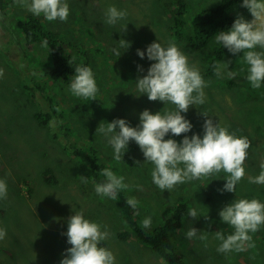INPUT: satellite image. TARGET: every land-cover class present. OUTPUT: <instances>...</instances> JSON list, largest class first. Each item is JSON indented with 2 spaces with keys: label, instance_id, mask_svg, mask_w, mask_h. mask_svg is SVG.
Returning <instances> with one entry per match:
<instances>
[{
  "label": "rangeland",
  "instance_id": "374dc122",
  "mask_svg": "<svg viewBox=\"0 0 264 264\" xmlns=\"http://www.w3.org/2000/svg\"><path fill=\"white\" fill-rule=\"evenodd\" d=\"M7 1L10 7L5 12L0 11V69L4 73L0 78V178H6L8 190L7 199L0 200V228L7 233L0 240V264H60L62 253L71 247L62 233L67 232V219L75 212H82L86 219L100 224L102 231H108L109 238L99 246L114 253L116 264H164L152 249L136 238L130 241L118 238L119 233L128 232L130 228L117 202L95 192L90 161L96 155L97 160L106 162L107 168L124 177L129 185L121 190L124 196L138 200L139 215L135 216V222L141 227L145 217H151V227H141L145 233L161 226L181 201L208 215L207 220L203 216L199 219L188 216L183 228L170 238L189 264H264V233L262 238L256 235L264 226L250 233L255 247L240 253H218L220 242L211 234L218 230H223L225 235L232 233L233 229L221 222L219 210L236 198H256L264 203V185L249 183V177L259 175L260 163L264 161V85L260 89L251 87L246 78L247 65L239 62L243 53L233 55L227 50L223 59V62L232 61L229 70L237 73L234 78H229L226 72L220 77H206L205 60L213 56L218 44L216 40L211 41L198 53L177 39L173 30V9L178 0H67L70 14L66 22L58 19L49 22L43 15L37 17L19 6L17 0ZM183 1L188 7L185 19L189 25L204 10L222 2ZM109 6L127 10V18L115 25L106 24L105 13ZM239 15L248 21L253 19L248 9H239L235 19ZM22 19L41 20L48 31L60 32L67 43L81 44L74 55L78 54L83 63L91 57L88 66L92 64L99 89L94 100L71 93L74 77L68 83L58 82L59 91L58 85L49 78L53 65L50 52L43 44L26 43L18 30V21ZM124 25H127L126 31H123ZM121 39L130 42V47L119 48ZM169 40H174L206 82L205 104L198 105L199 110L207 111L214 121L230 126V132L250 141L244 163L246 174L237 185L236 193L218 191L227 182L223 171L178 184L172 192H162L152 182L153 165L144 164L145 157L135 141L129 143L124 157L116 162L111 145L96 134L101 122L106 124L120 118L136 127L142 111L149 109L155 114L166 106L160 101H150L147 95L139 96L135 80L146 75L154 63L146 56L141 59L137 50L146 52L148 45L158 41L167 46ZM115 48H119L120 56L114 54ZM42 63L47 65L43 67ZM138 66L143 67L142 73ZM114 72L123 76L122 81ZM199 110L192 106L188 113H182L193 124L192 132L177 137L169 134L165 139L172 138L179 143L184 135L199 133L202 137L205 118L199 115ZM38 113H51L52 122L41 127L35 117ZM47 171H51L50 176L55 177L57 184L45 182ZM80 176L89 178V182L82 183ZM137 185L143 190H138ZM191 227L210 232L206 247L198 238H186Z\"/></svg>",
  "mask_w": 264,
  "mask_h": 264
},
{
  "label": "clouds",
  "instance_id": "9594fccd",
  "mask_svg": "<svg viewBox=\"0 0 264 264\" xmlns=\"http://www.w3.org/2000/svg\"><path fill=\"white\" fill-rule=\"evenodd\" d=\"M17 3L37 17L43 15L49 22L57 19L66 22L70 14L67 0H17ZM241 6L250 11L253 19L248 21L243 15H239L230 29L219 31L215 35V40L233 55L243 53L239 62L247 65L246 78L253 89H260L264 84V0H243ZM105 16L106 24L115 25L118 21L126 19L128 12L109 6ZM126 30L127 25H124L123 31ZM47 46L45 40L43 47ZM129 47L130 42L119 40V48ZM119 48L113 49L117 56L121 55ZM137 54L141 59L146 56L149 61L154 62L146 75L138 76L135 80L136 88L141 93L139 96L147 95L150 101H160L166 106L155 114L149 109L142 111L139 116L140 123L136 127H132L126 119L120 118L99 124L96 134L104 137L111 145L114 160L120 162L128 151L129 143L135 141L145 157L144 164L153 165L152 182L162 192H172L178 184L223 171L227 182L218 191L236 193L237 185L246 174L244 163L251 144L246 137L230 132V126L214 121L207 111L199 110L197 106L205 104L206 87L199 69L189 64L188 56L174 40H169L167 46H163L159 41L152 42L147 46L146 52L138 49ZM69 62L72 64L71 60ZM231 63V60L217 61L212 68L218 77L226 72L229 78H234L237 73L229 70ZM138 70L141 73L144 71L142 66H138ZM74 73L70 84L71 93L78 98L94 100L99 89L92 69L77 65ZM3 74L0 69V78ZM169 104L175 107L169 109ZM192 106L205 118L202 125L203 136L199 133L184 135L179 143L172 138L165 139L169 134L177 137L192 132L193 124L182 115L188 113ZM137 164L140 162L137 161ZM260 168L258 176L249 177V183L264 185V161H261ZM101 175L105 178L104 181L95 184V192L101 197L116 200L118 192L129 187L124 182V177L116 175L111 168L102 169ZM79 179L85 184L89 182V178L85 176H80ZM136 188L143 190L140 185ZM7 194V180L0 178V200L7 199ZM126 204L134 210L135 215H139V212L135 211L138 206L135 197L126 198ZM187 214L194 219L201 216L209 219L208 215H203L194 207L189 208ZM219 216L221 222L233 231L228 235H225L223 230L211 233L220 242L218 253H240L255 247L250 233H255L264 226V203L256 198H236L219 210ZM151 224V217H145L141 227L149 229ZM67 225V232L62 235L67 236V243L71 247L62 253L60 264H116L114 253L107 247L99 246L109 238L108 231H102L100 224L86 219L82 212H75L68 217ZM209 233L191 227L186 232V238H198L205 242L206 247ZM6 234V229L0 228V240H3Z\"/></svg>",
  "mask_w": 264,
  "mask_h": 264
},
{
  "label": "trees",
  "instance_id": "16d2710c",
  "mask_svg": "<svg viewBox=\"0 0 264 264\" xmlns=\"http://www.w3.org/2000/svg\"><path fill=\"white\" fill-rule=\"evenodd\" d=\"M243 0H222V2L215 8L204 10L193 22L189 25L185 19L187 15V4L183 0L177 1V6L173 9V30L176 32V37L180 41L187 43L188 47L194 52H202L211 41L215 40V35L222 30H228L231 28L235 21L236 12L244 8L242 7ZM10 2L7 0H0V11L5 12L10 7ZM247 9V8H244ZM172 18V13L169 14ZM18 27L20 33L23 35L28 45H41L46 40L48 46L46 47L50 52L52 67L49 71V78L55 84L60 91L61 83H68L71 77H74V69L77 65L88 66V61H91V57H88L84 63L78 59V54L74 55V51L81 48V44H72L66 38L62 39L60 32L48 31L43 25L41 20L37 19H22L18 21ZM46 31H45V30ZM226 48H223L221 44H218L217 50L213 53V56L209 60H205L204 75L206 77H216L212 65L217 61H223L227 53ZM98 51V49H97ZM101 55V54H100ZM72 64H70V61ZM43 67L47 64L42 63ZM91 65L88 66L91 68ZM24 70V69H23ZM115 75L119 77L123 76L117 72ZM114 75V76H115ZM126 79H124V82ZM60 82V84L58 83ZM104 84V82H103ZM108 86V84L105 83ZM229 85H234L233 82H229ZM264 85V84H263ZM40 90H42L40 88ZM50 106V104H49ZM48 106V107H49ZM59 116L62 118L63 114L59 112ZM38 123L41 127H47L52 122V114L38 113L35 115ZM95 157H99L96 155ZM91 159V174L95 183H101L104 181V177L101 175V170L106 168V162L104 160H98L96 158ZM111 158H109L110 160ZM51 171L45 172V182L48 185L57 184L55 177L50 176ZM119 196L115 200L118 207L121 210L123 220L129 225L130 231L122 232L118 234V238L122 241H130L136 238L140 243L148 246L157 256L163 260L166 264H189L186 256L180 254L177 247L171 242L170 238L181 230L185 224L184 220L188 217L187 210L190 205L184 201L178 203L171 211V215L168 219L158 228L151 233H145L141 227L135 222L134 210L128 207L126 204V197L119 191ZM135 211H139L138 208ZM264 229L258 234L260 238L263 237Z\"/></svg>",
  "mask_w": 264,
  "mask_h": 264
},
{
  "label": "crops",
  "instance_id": "0c3cea01",
  "mask_svg": "<svg viewBox=\"0 0 264 264\" xmlns=\"http://www.w3.org/2000/svg\"><path fill=\"white\" fill-rule=\"evenodd\" d=\"M164 264H166V263L164 262Z\"/></svg>",
  "mask_w": 264,
  "mask_h": 264
}]
</instances>
